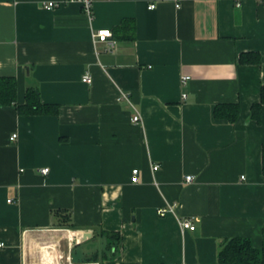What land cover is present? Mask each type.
<instances>
[{
  "label": "crops",
  "instance_id": "0c3cea01",
  "mask_svg": "<svg viewBox=\"0 0 264 264\" xmlns=\"http://www.w3.org/2000/svg\"><path fill=\"white\" fill-rule=\"evenodd\" d=\"M93 2L90 16L79 2L0 0V77L15 78L18 104L37 88L59 109L0 105V264H31L49 240L68 264H222L219 246L232 238L264 256V104L252 118L264 89V0ZM125 20L132 40L116 33ZM103 30L114 51L94 44ZM247 53L261 63L242 64ZM220 104L240 105L236 123L215 117ZM186 218L195 231L181 230ZM103 232L116 247L80 257L77 248L108 240Z\"/></svg>",
  "mask_w": 264,
  "mask_h": 264
},
{
  "label": "trees",
  "instance_id": "16d2710c",
  "mask_svg": "<svg viewBox=\"0 0 264 264\" xmlns=\"http://www.w3.org/2000/svg\"><path fill=\"white\" fill-rule=\"evenodd\" d=\"M116 33L122 38L129 40L134 39L135 24L133 21L125 20L121 27L116 29ZM116 34V35H117ZM242 64L261 63V56L257 53H247L241 55ZM17 82L12 77H0V105L10 106L16 105L19 114L21 115H55L59 109L56 105H49L42 102L40 92L37 88H28L25 93V101L23 104L17 103ZM264 104V89L262 92V102L252 107V118L257 122L261 121L262 108ZM215 117L218 119L227 120L229 123H236L241 114L239 104H220L215 108ZM263 155V173H264V146ZM65 225V224H64ZM68 229H76L73 224H66ZM102 235L108 237V250L116 247L117 243H113L115 233L103 232ZM97 253L96 258H98ZM102 258L106 255L102 253ZM101 258V259H102ZM218 261L222 264H264V256L262 251L255 248L249 239L232 238L224 240L218 251Z\"/></svg>",
  "mask_w": 264,
  "mask_h": 264
},
{
  "label": "built area",
  "instance_id": "2783aa9c",
  "mask_svg": "<svg viewBox=\"0 0 264 264\" xmlns=\"http://www.w3.org/2000/svg\"><path fill=\"white\" fill-rule=\"evenodd\" d=\"M66 2H79L82 5L84 11L88 15L91 16L93 13V4H94L93 0H66ZM238 6H240V4H238ZM54 7H56L55 3H49L46 6L47 9H52ZM177 7H179V6H177ZM155 8H156L155 4H152L149 6L150 10H153ZM93 41H94V44H97L98 42L106 43L107 44L106 51H108V52L114 51V49L116 48V41L113 39V34L109 30L99 31V32L93 34ZM189 79H190L189 77H184L182 79V84H185ZM83 82L90 84L92 82L91 75L86 74L83 77ZM183 97L186 98L187 95H183ZM122 99L129 101V96L126 94H122ZM132 122L133 123H140L141 122V116L139 113L135 114L132 117ZM16 138H17V134H14V135H12L10 140L14 141ZM159 168H160L159 165H154L152 169L154 172H156L159 170ZM49 171H50L49 168H44V169H41L40 172L42 175H48ZM139 180H140V170L134 169L132 172V182L138 183ZM194 180H195V177H193L192 175H189L186 177V182H188V183H192ZM9 202H11V200ZM174 208H175V206L160 208L158 210V215L160 217H165L168 214L174 213ZM179 225H180V228L183 232L196 230L195 222L193 221V219H190V218L179 220ZM2 246H3V244H2Z\"/></svg>",
  "mask_w": 264,
  "mask_h": 264
},
{
  "label": "rangeland",
  "instance_id": "374dc122",
  "mask_svg": "<svg viewBox=\"0 0 264 264\" xmlns=\"http://www.w3.org/2000/svg\"><path fill=\"white\" fill-rule=\"evenodd\" d=\"M60 236L63 235L62 232H57ZM48 243H44L41 246H34L33 248V261L31 264H46V261H49V264H68L66 261V256L61 250V246L58 240H49ZM108 240L107 238L96 237L87 245L77 248L78 255L80 257L86 255H92L93 253L102 252L107 247ZM62 257L58 262L55 261L57 257ZM53 262V263H52Z\"/></svg>",
  "mask_w": 264,
  "mask_h": 264
},
{
  "label": "water",
  "instance_id": "95a60500",
  "mask_svg": "<svg viewBox=\"0 0 264 264\" xmlns=\"http://www.w3.org/2000/svg\"><path fill=\"white\" fill-rule=\"evenodd\" d=\"M87 237H91V234L90 233H85V235H83V239L86 240Z\"/></svg>",
  "mask_w": 264,
  "mask_h": 264
}]
</instances>
